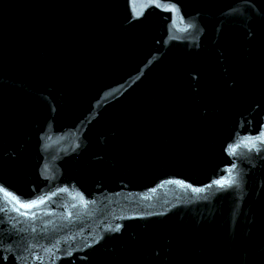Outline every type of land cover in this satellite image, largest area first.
I'll list each match as a JSON object with an SVG mask.
<instances>
[{"label": "water", "instance_id": "water-1", "mask_svg": "<svg viewBox=\"0 0 264 264\" xmlns=\"http://www.w3.org/2000/svg\"><path fill=\"white\" fill-rule=\"evenodd\" d=\"M0 264H264V0H0Z\"/></svg>", "mask_w": 264, "mask_h": 264}]
</instances>
